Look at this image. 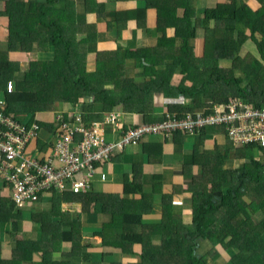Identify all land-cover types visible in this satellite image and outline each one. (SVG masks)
Returning a JSON list of instances; mask_svg holds the SVG:
<instances>
[{
  "label": "trees",
  "instance_id": "1",
  "mask_svg": "<svg viewBox=\"0 0 264 264\" xmlns=\"http://www.w3.org/2000/svg\"><path fill=\"white\" fill-rule=\"evenodd\" d=\"M45 1L55 8L61 4V0ZM191 1L181 0L171 8L157 3L158 22L162 24L158 27L161 32L158 46L151 51L141 49L121 57L118 52H115V55L109 52L99 53L97 68L91 73L86 68L87 61L81 60L79 50L76 49L78 44L65 36L67 17L62 15H66L65 10H71L70 5L62 6L58 16L47 19L51 12L45 10L47 7L43 5L38 11L36 4H31L29 9L24 0H0V37L5 41L0 49L6 50L0 51V99L6 103L4 112L30 124L33 122V119L28 121L31 113L51 109L57 101L81 102L84 120L91 126L92 118L103 116L94 115L93 102L104 101L113 106L135 103L143 115L151 120L155 117L154 114H149V106L157 97L156 94H162L168 102L169 112L178 115L197 112L206 105H211L210 109L213 110L215 104L227 103L231 96H238L253 108H263L264 5L261 9L253 10L251 5H247L243 0H226L214 8L206 9L202 23H193L195 8L190 5ZM178 7L184 10L182 17L187 26L183 29L177 28L176 36L169 38L164 21L169 13L177 11ZM40 14L44 16L45 24L54 27L45 32L39 30L40 23L37 20ZM136 19L138 23L141 20ZM208 25H212V28ZM197 26L205 30V55L202 59L195 57L192 48ZM248 30L251 31L250 34ZM39 38L43 40L41 46L38 43ZM177 39L182 41L179 54L168 53L167 56L164 55L167 61H157L158 51L171 49L177 44ZM249 41L254 43L256 52L249 50L243 54L244 44ZM48 43L54 47L55 57L49 62H43L37 57L40 52H33V44L42 50L48 48ZM9 50H16L19 61L14 63L9 56ZM129 58L136 61L135 64L132 62V71L142 69L138 75L146 77L144 82L137 83V76L128 75L124 70ZM22 60L26 64L22 65ZM169 60L172 62L166 63ZM221 61H228L231 66L221 67ZM176 72L183 73L187 80H193V84L173 85L172 79ZM236 72L239 74L236 75ZM12 78H16L15 87L9 92L7 82ZM198 79L201 80L198 82ZM215 87H221L223 90L220 98L214 95ZM205 93L208 96L202 97ZM204 113L207 114L205 111ZM62 114L68 116L65 112ZM236 125L237 123L234 124ZM51 126L49 124V127ZM218 128L231 140L229 130L224 125ZM216 153L218 157L212 161L201 154L200 166L205 170L203 169L200 180L193 186L195 196L192 221L189 225L175 232L158 230L159 243L156 244L155 235L146 234L147 228L140 221L142 215L131 216L139 220V233L133 228L128 230L129 225L124 219L121 220L119 244H115V241L113 245L125 252H130L128 247L134 243L141 245L143 251L140 260L133 264H208V257L217 244L231 256L230 264H264V218H256V215L264 212V147L253 142L244 148L236 149V158L244 164L235 169L223 167L230 156V148L221 149ZM250 198L252 201H247ZM69 215L68 212L61 214L62 218L58 222L61 227L59 238L72 243L73 253L68 256L75 253L78 257L82 247L74 244V241L76 232H80L82 220L80 217L73 219ZM65 218L68 221H64ZM34 219L44 220V216H34ZM66 222L70 225L65 227L63 225ZM60 227L56 226V230ZM108 227L110 225L104 226L100 232L105 245H110L108 238L111 236L106 234ZM65 229L68 232H62ZM207 241L212 248H204ZM34 242L19 240L22 246ZM57 252H61V248ZM48 256L52 259L47 260L45 264H64L54 260L52 251ZM0 264L16 262L0 261Z\"/></svg>",
  "mask_w": 264,
  "mask_h": 264
},
{
  "label": "crops",
  "instance_id": "2",
  "mask_svg": "<svg viewBox=\"0 0 264 264\" xmlns=\"http://www.w3.org/2000/svg\"><path fill=\"white\" fill-rule=\"evenodd\" d=\"M24 1L28 3L29 9L31 4H36L38 11L42 5L47 7L45 10L51 12L47 19L58 16L62 6L70 5L72 7L70 11L65 10L64 12L68 16L62 15L67 17L65 18L67 24L64 26L65 36L78 44L76 49L88 53L86 68L93 73L97 68L99 53L109 52L115 55V52H118L121 57L126 53L141 49L154 50L158 46V39L161 36L158 27L162 26L160 21L158 22L157 3L171 8L181 0H61V4L57 8L52 4H47L45 0ZM225 2L226 0H192L189 2L195 8L192 22L202 23L203 13L206 9L214 8L217 4ZM243 2L251 5L253 10L261 9L264 5V0H243ZM183 14L184 10L178 7L177 11L170 12L165 19L164 26L169 38L176 36L177 28L183 29L187 26V22L183 20ZM136 18L141 19L139 23ZM43 20L44 16L38 15L37 22L40 23L39 30L42 32L54 27L45 24ZM208 26L212 28V25ZM197 28L195 41L192 40V48L195 57L202 59L205 55V30L201 26H197ZM250 33L251 31L248 30V34ZM199 38L202 41H198ZM42 41L39 38L40 46ZM4 42L0 37V46ZM181 43V39H177V44H174L171 49L158 51L157 61L162 62V59H165L164 55L167 56L168 53L173 54L175 52L178 55L182 46ZM244 45L243 54L249 50L256 52L254 43L251 44L249 41ZM47 46V49L39 50L38 45L33 44V52H40L37 57L41 61L48 51H52L55 55L52 44L48 43ZM15 51L10 50L9 52L14 63L16 60L19 61ZM132 62L136 63L133 58H129L125 63L124 70L128 75L137 76V83L144 82L146 77L138 75L142 69L132 71ZM171 62L172 60H169L166 63ZM90 64L92 65L90 66ZM220 66L229 68L231 65L228 61H221ZM236 75H238L237 72ZM10 80L15 83L16 78ZM200 80L198 79V82ZM182 83L191 86L193 80H187L183 73L176 72L173 75L172 84L179 85ZM221 91V87L214 89V93H222ZM156 96L154 102L149 106V114H154L155 117L151 120L143 115L135 103H120L113 106L104 101L93 102L94 115L103 114V116L92 119L93 121H102L107 110L112 108L111 111L119 115L125 129L137 127L144 123L160 122L165 113L169 112L168 102L165 101L162 94H156ZM201 96L208 95L205 93ZM67 103L73 104L75 109L81 112L83 105L81 102L57 101L52 108L55 115L59 112H65L64 107ZM188 103L189 101H187ZM210 107L212 106H203L192 114L197 117L201 116L199 113L207 116L212 115L214 108L211 110ZM74 111L73 109V111L65 112V114H71ZM45 113L49 114L48 120H50L51 112L45 111ZM85 118L87 117L85 116ZM48 123L52 124L53 122ZM102 126L108 142L120 140L121 135L115 131L112 124L104 123ZM218 127L204 126L203 129L205 130L202 129L194 134L174 133L146 136L139 145L127 147L125 151L114 155L110 162L99 167L100 175L94 177L91 193L77 195L78 197L72 201L67 200V197L59 199L56 197L58 193L53 192L44 194L40 201L32 206L17 209L11 199L10 190L0 179V261L16 262V264H45L47 260L52 259L48 256L52 251L54 260L64 264L137 263L143 251L141 245L132 244L128 247L130 252H125L122 248L113 245L115 241V244H119L122 219L129 225L128 230L133 228L139 233L141 231L139 220L131 216L142 215L140 221L147 228L146 234L148 236L155 235L154 242L158 244V230L175 232L179 228L189 225L192 221L195 196L193 186L200 180L204 169L200 166L201 154L212 161L218 157L216 152L230 148V156L226 159L223 167L238 168V166H243V161L236 158L234 153L236 149L246 146H239L227 139L222 129L220 130ZM46 128H49V125ZM46 130L49 131V129ZM43 133L47 135L45 130ZM51 143L52 141L49 139L38 138L37 142L33 140L30 143L29 150L38 146L45 151ZM216 147L218 151H216ZM103 172L106 174L105 181L101 178ZM44 206L50 207V211H45ZM62 212L70 213L69 217L73 219L80 217L82 220L80 232H76V240L74 241V244L82 247L78 257L75 253L68 256L73 253L71 250L72 243L62 241L59 238L61 227L58 226V222L62 218ZM41 215L44 216V220L34 219V216ZM64 221H68V219L65 218ZM113 222L116 223L111 226ZM68 223H64L63 226H69ZM106 225H110L106 232L111 236L108 238L110 245L104 244L103 235L100 233ZM56 226L60 227L58 228L59 231L56 230ZM62 232L68 231L65 229ZM19 240L35 241L33 243L34 257H28L26 254V248L30 245L22 246L19 244ZM60 248L61 252L56 253Z\"/></svg>",
  "mask_w": 264,
  "mask_h": 264
},
{
  "label": "built area",
  "instance_id": "3",
  "mask_svg": "<svg viewBox=\"0 0 264 264\" xmlns=\"http://www.w3.org/2000/svg\"><path fill=\"white\" fill-rule=\"evenodd\" d=\"M14 87V82L8 80L7 90L13 91ZM5 105L0 99V179L10 190L17 209L32 206L44 194L53 192L61 195L68 191L82 195L91 193L98 168L127 147L139 145L148 135L194 134L204 126L224 125L237 145L248 146L255 142L264 147V107L253 108L236 97L215 106L212 115L199 113L201 116L197 117L192 113L166 112L160 122L127 129L119 115L111 110L105 113L102 121H92L91 126L86 124L78 109L67 117L59 112L53 122L56 140L45 151L38 146L29 150L30 143L39 138L41 125L37 121L28 124L7 115ZM104 123L113 125L121 135L120 140H106ZM101 178L106 180L104 172Z\"/></svg>",
  "mask_w": 264,
  "mask_h": 264
},
{
  "label": "rangeland",
  "instance_id": "4",
  "mask_svg": "<svg viewBox=\"0 0 264 264\" xmlns=\"http://www.w3.org/2000/svg\"><path fill=\"white\" fill-rule=\"evenodd\" d=\"M199 37H200V35H199ZM200 40L201 39L199 38L198 41H200ZM194 41H195V39H194ZM0 51L2 52L1 49H0ZM79 53L81 55V60H86L87 61L88 54L85 51H80V50H79ZM53 57H54V53L52 51H50V52L48 51L47 54H45V56L43 57V62H49ZM21 63L25 64L24 61H22ZM91 65L92 64H90V66ZM237 74H239V72H237ZM221 92L222 93H217L216 92L215 96L217 98H220L221 95L223 94V90ZM73 109L76 111L74 105L71 104V103H67L66 106L64 107V110H65L66 113H69V112L73 111ZM45 111L51 112V114H50L51 115V117H50L51 119L50 120H48L49 119V114L45 113ZM34 116H35V118H33ZM32 119H33V121H37L41 125V129L39 131V138H41V139H49V141L55 142V140H56V136H55L56 128H55V126L53 125V126H51L49 128H46V126L49 125L48 122H54L55 119H56V115H55V112H53V109L52 108L48 109V110H42L41 109V110H38V111H36L34 113H31V116L28 118V121H30ZM46 129H49V131L46 130ZM43 130H45L47 132V135H45L43 133ZM233 168H237V167H233ZM99 175L100 174H98V176ZM69 188H70V183L67 184V189H69ZM56 197L59 198V199H63L65 197H67V200H71L72 201L75 197H77V195H74L73 193L68 192V193H65L64 195L56 194ZM247 201L251 202L252 199L250 198V200H247ZM43 209L45 211H50V207H48V206H44ZM256 218H257V220H262V218H264V212H261L258 215H256ZM209 247L212 248V245L207 241L204 248L207 249ZM26 254H27L28 257H34V246H33V244H30V246H28L26 248ZM208 258H209V263L208 264H230V262H231V256L229 254H227V251L220 244H217L214 247V250L212 251V253L210 254V256Z\"/></svg>",
  "mask_w": 264,
  "mask_h": 264
},
{
  "label": "clouds",
  "instance_id": "5",
  "mask_svg": "<svg viewBox=\"0 0 264 264\" xmlns=\"http://www.w3.org/2000/svg\"><path fill=\"white\" fill-rule=\"evenodd\" d=\"M234 97H236L238 100H240V101H244L246 104H248L245 100H243V99H241V98H238V96H231V97H230V100L234 99ZM230 100H229V101H230ZM229 101H228V102H229ZM223 104H224V103H223ZM223 104H215V106L223 105ZM215 106H214V107H215ZM68 192H70V191H68ZM68 192H67V193H68ZM70 193H73L74 195H82V194H76V193H74V192H72V191H71ZM64 194H65V193H64ZM64 194H63V195H64ZM60 195H61V194H60ZM39 201H40V200H39ZM39 201H38V202H39ZM38 202H37V203H38Z\"/></svg>",
  "mask_w": 264,
  "mask_h": 264
}]
</instances>
